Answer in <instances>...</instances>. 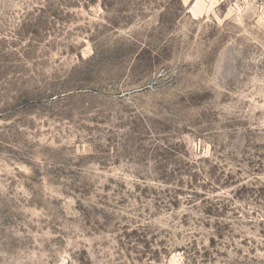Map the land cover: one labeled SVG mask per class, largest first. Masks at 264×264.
<instances>
[{"label":"rangeland","instance_id":"374dc122","mask_svg":"<svg viewBox=\"0 0 264 264\" xmlns=\"http://www.w3.org/2000/svg\"><path fill=\"white\" fill-rule=\"evenodd\" d=\"M0 264H264V0H0Z\"/></svg>","mask_w":264,"mask_h":264}]
</instances>
